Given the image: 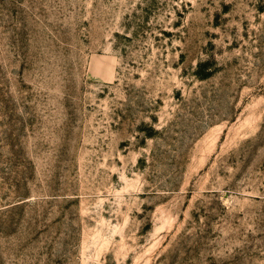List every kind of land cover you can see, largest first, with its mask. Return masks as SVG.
I'll return each mask as SVG.
<instances>
[{
	"label": "rangeland",
	"instance_id": "obj_1",
	"mask_svg": "<svg viewBox=\"0 0 264 264\" xmlns=\"http://www.w3.org/2000/svg\"><path fill=\"white\" fill-rule=\"evenodd\" d=\"M0 264H264V0H0Z\"/></svg>",
	"mask_w": 264,
	"mask_h": 264
}]
</instances>
